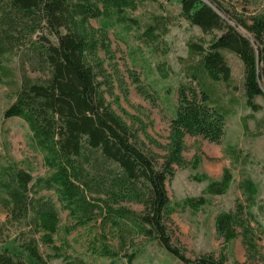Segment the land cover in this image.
<instances>
[{
  "label": "trees",
  "instance_id": "trees-1",
  "mask_svg": "<svg viewBox=\"0 0 264 264\" xmlns=\"http://www.w3.org/2000/svg\"><path fill=\"white\" fill-rule=\"evenodd\" d=\"M262 1V10L246 15L228 9L222 0H178L179 17L208 40L187 43L190 81L177 88L167 153L158 163L144 149L138 131L107 101L114 97L105 67V61L113 59L108 33L116 26L125 33L140 29L138 19L130 15L138 0H0V74L10 73L7 65L14 60L19 72V86L4 117L26 124L30 142L49 171L34 178L29 169L0 156V206L8 213L0 223V264H50L40 252L39 236L43 224L54 222L58 211L51 200L39 196L42 191L55 192L67 212L63 234L77 233L78 243L91 256L133 264L141 254L136 244L141 237L180 264H225L223 254L189 258L169 223L178 207L196 213L208 203L206 196L225 194L233 182L229 169L219 180L198 172L201 160L187 162L183 157L184 138L199 136L219 143L224 135L227 112L210 85L232 84L225 52L242 62L245 105L253 112L261 109L256 99L263 95L264 80ZM166 25L162 17H155L140 40L155 44L166 33ZM157 70L162 78L168 77L164 63ZM130 79L138 94L154 102L138 76L131 74ZM228 152L237 161L231 147ZM188 164L192 180L205 187L199 197L172 204L166 182L174 176V166ZM240 187L249 200L255 198L257 187L249 176ZM122 203L141 205L142 210ZM245 214L250 212L239 202L233 211L217 213L215 231L224 248L241 235L247 254L257 256ZM11 236L17 251L7 246ZM62 261L87 264L79 255Z\"/></svg>",
  "mask_w": 264,
  "mask_h": 264
},
{
  "label": "rangeland",
  "instance_id": "rangeland-1",
  "mask_svg": "<svg viewBox=\"0 0 264 264\" xmlns=\"http://www.w3.org/2000/svg\"><path fill=\"white\" fill-rule=\"evenodd\" d=\"M228 9L246 11V15L263 9L262 0H222ZM139 21V30L125 33L121 26L109 30L110 47L113 59L105 61V67L112 77L114 97H107L111 107L138 131L144 149L162 163L167 153L170 118L177 102V88L181 82L190 81L186 68L192 62L188 58L189 40L199 42L208 36L196 27H191L179 17L178 0H138L135 11L130 13ZM155 17H162L166 33L150 46L143 44L139 35L146 25L153 23ZM98 27L95 20L91 21ZM241 30V29H240ZM231 68L232 84H212L211 89L219 98L227 112L225 131L219 143H210L202 137L184 138L183 157L192 162L195 157L201 160L198 172L219 180L224 169H229L233 182L223 195L206 196L208 203L194 213L189 208L178 207L170 216V227L186 249V255L194 259L202 255L219 258L226 256L225 264L237 261L240 264H262L264 257V80L260 82L263 95L256 99L261 109L253 112L245 105L243 97V65L237 56L224 53ZM164 63L168 77H161L157 65ZM11 71L0 74V156H7L13 162L29 169L34 178L49 174L43 165V155L30 142L26 124L18 119H6L4 111L12 102L14 92L19 86L17 61L7 65ZM131 74L139 77L144 88L154 98V102L144 99L136 91L130 79ZM38 77V73H31ZM231 147L238 155L237 161L229 154ZM194 174L190 165L180 168L174 166V176L166 182V189L172 204H181L185 198L199 197L205 183L192 180ZM245 176H249L257 187V194L249 200L240 187ZM39 196L49 199L55 205L58 216L54 222H45L39 236V249L50 264H64L65 256L79 255L87 264L113 263L105 258L91 256L78 243L77 233L64 235L62 227L67 223V212L61 209L58 197L53 191H42ZM239 202L250 214L244 215L245 223L252 229V240L256 245L257 256H249L242 236L224 248V241L215 231L214 218L221 211H233ZM122 206L140 212L142 206L122 203ZM8 213L0 206V223ZM239 233L240 229L237 230ZM137 247L141 254L133 264H180L170 258L154 242L138 238ZM7 246L17 251L13 236Z\"/></svg>",
  "mask_w": 264,
  "mask_h": 264
}]
</instances>
